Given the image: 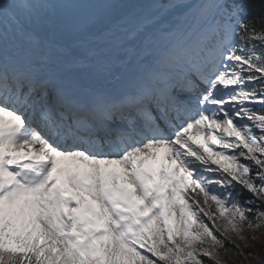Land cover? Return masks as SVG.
Segmentation results:
<instances>
[{
  "label": "snow or ice",
  "instance_id": "snow-or-ice-1",
  "mask_svg": "<svg viewBox=\"0 0 264 264\" xmlns=\"http://www.w3.org/2000/svg\"><path fill=\"white\" fill-rule=\"evenodd\" d=\"M246 3L0 0V264H264Z\"/></svg>",
  "mask_w": 264,
  "mask_h": 264
},
{
  "label": "rangeland",
  "instance_id": "rangeland-1",
  "mask_svg": "<svg viewBox=\"0 0 264 264\" xmlns=\"http://www.w3.org/2000/svg\"><path fill=\"white\" fill-rule=\"evenodd\" d=\"M219 223L222 225L223 221H220ZM243 236L245 237V239L239 240L238 238L235 237V234H232L230 239H228L227 241L228 246L229 247L238 246L240 249H243L246 252L252 251L255 255H257V258H258L257 251H259V249H264V228L245 229L243 231ZM252 237H255V239H252ZM245 245H247L248 247L245 248L244 247ZM230 258L237 259V257L235 256H230Z\"/></svg>",
  "mask_w": 264,
  "mask_h": 264
},
{
  "label": "trees",
  "instance_id": "trees-1",
  "mask_svg": "<svg viewBox=\"0 0 264 264\" xmlns=\"http://www.w3.org/2000/svg\"><path fill=\"white\" fill-rule=\"evenodd\" d=\"M246 7L248 9L249 18H253V17H255L256 15L259 14L260 0H247ZM257 51H258V54H259L260 50L258 49ZM263 250L264 249H259V251H263ZM259 251H257L258 254H259Z\"/></svg>",
  "mask_w": 264,
  "mask_h": 264
}]
</instances>
